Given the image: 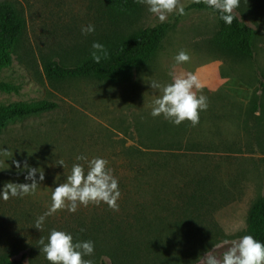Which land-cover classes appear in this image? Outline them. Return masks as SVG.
Returning a JSON list of instances; mask_svg holds the SVG:
<instances>
[{
    "label": "rangeland",
    "instance_id": "1",
    "mask_svg": "<svg viewBox=\"0 0 264 264\" xmlns=\"http://www.w3.org/2000/svg\"><path fill=\"white\" fill-rule=\"evenodd\" d=\"M4 1L17 6L28 27L12 64L0 70V106L51 101L58 108L13 123L0 135V152L8 150L0 155V188L6 182H26V171L20 172L13 161L38 167L45 176L34 195L0 200V255L20 258L26 253V264H45L39 249L44 231L66 232L76 222L108 219L88 206L74 214L58 211L46 218L42 230L34 228L51 204L52 190L65 181L80 154L106 159L118 180L124 175L131 180L140 161L153 169L155 162L165 163L160 176L152 173L150 191L141 199L148 203L144 212L150 239L132 255V264H202L215 245H221L215 254L222 255L223 240L249 235L250 210L264 196V0H240L234 10L255 31L253 61L215 45L220 30L216 14L191 10L179 18L169 15L164 23L171 28L157 52L129 79L59 85L44 76V61L74 66L90 54L94 41L106 46L163 23L144 5L118 18L106 11L104 0ZM194 2L180 0L184 8ZM89 23L95 32L82 35L81 27ZM181 50L190 61L176 65ZM217 62L222 69L213 77L210 69ZM189 72L197 75L208 98L199 123L174 126L163 117L153 118L151 104L160 93L150 82L168 84L173 76ZM61 159L64 169L56 164ZM101 238L109 239L107 233ZM98 252L87 259L99 264Z\"/></svg>",
    "mask_w": 264,
    "mask_h": 264
},
{
    "label": "trees",
    "instance_id": "2",
    "mask_svg": "<svg viewBox=\"0 0 264 264\" xmlns=\"http://www.w3.org/2000/svg\"><path fill=\"white\" fill-rule=\"evenodd\" d=\"M105 9L111 15L122 18L134 14L142 4L138 0H104ZM191 10H210L203 0L185 8ZM218 16V15H217ZM181 17L180 15L177 17ZM219 19V18H218ZM220 30L214 39L215 45L224 52L253 61L255 58V31L240 20L234 13L231 25H225L219 20ZM27 19L16 5L9 1L0 2V70L10 66L18 49L25 40L27 33ZM170 23H163L153 28H144L134 34L111 42L106 45L108 57L99 64L94 63L91 55L74 66H66L54 60L43 62V72L52 85H59L75 80H96L107 83H116L132 77L134 72L147 64L157 52L166 33L170 30ZM57 103L40 101L33 104H21L11 107L0 106V135L13 123L23 122L30 118L54 112ZM141 162L143 164H141ZM153 169L146 162L140 161L132 169V179L121 176L118 187L121 193L118 205L121 208L113 211L106 204L89 205L94 215L108 217L91 224L76 222V228H67L71 233L73 242L91 240L96 251L102 256L99 264H132V255L147 247L149 233V219L144 212L146 207V194L151 188V175L160 176L165 163L160 160ZM129 185V186H128ZM134 197L135 198L134 200ZM134 200V201H133ZM145 202V204H143ZM106 206L100 210V206ZM83 229V231H81ZM249 235L264 243V196L259 198L252 206L248 219ZM50 231H44L42 238L47 240ZM107 233V238L102 235ZM112 244V246H110ZM29 256L24 253L20 258L13 254H1L0 264H26ZM87 259V257H84ZM45 264L49 262L44 259Z\"/></svg>",
    "mask_w": 264,
    "mask_h": 264
},
{
    "label": "clouds",
    "instance_id": "3",
    "mask_svg": "<svg viewBox=\"0 0 264 264\" xmlns=\"http://www.w3.org/2000/svg\"><path fill=\"white\" fill-rule=\"evenodd\" d=\"M138 2L144 5L160 23L166 22L173 13L186 15L180 0H138ZM203 2L225 25H231L234 10L238 8L240 0H203ZM94 32L95 26L91 23L81 27L82 35L86 36ZM90 55L93 62L99 64L102 59L108 57V51L104 44L94 41L91 44ZM174 61L176 65L185 64L190 61V56L181 50L174 57ZM150 87L160 93L152 101L150 115L153 118L163 117L174 126L187 121L195 127L199 123L200 113L208 108V98L201 92L203 85L194 73L175 75L171 83L164 85L153 80L150 82ZM197 92L201 94L197 95ZM0 155H8V150L3 149ZM75 160L78 162L72 165L65 181L52 190L48 210L35 220L34 228L37 230L43 229L47 217L61 210L74 214L80 207L106 204L111 210L118 211L117 201L121 193L118 181L112 169L108 167V161L102 157L89 159L83 154L77 155ZM81 161L83 163H79ZM13 163L20 172L26 171L24 176L26 182H6L0 188V200L23 199L34 195L40 187L39 184L45 179L44 172L40 171V168L31 167L27 162H24L23 166L17 161ZM56 164L63 169L65 167L62 159ZM221 243L226 246L222 255L215 254V248L221 246L215 245L203 255L202 264H264V243L252 235H243L233 240L225 239ZM39 244L40 253L44 254L49 264H93L91 259H84L94 254L95 245L91 240L73 242L71 233L52 229L47 241L41 238Z\"/></svg>",
    "mask_w": 264,
    "mask_h": 264
},
{
    "label": "crops",
    "instance_id": "4",
    "mask_svg": "<svg viewBox=\"0 0 264 264\" xmlns=\"http://www.w3.org/2000/svg\"><path fill=\"white\" fill-rule=\"evenodd\" d=\"M221 69H222V63L217 62L214 65L213 69L212 68L210 69V73L213 75V77H214L215 73H216L217 77H219ZM208 81H209V79H208Z\"/></svg>",
    "mask_w": 264,
    "mask_h": 264
}]
</instances>
